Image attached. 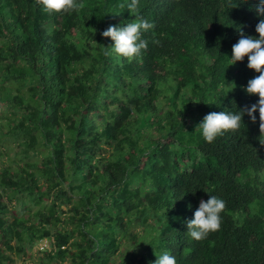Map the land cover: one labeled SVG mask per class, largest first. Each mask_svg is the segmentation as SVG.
I'll list each match as a JSON object with an SVG mask.
<instances>
[{
	"label": "trees",
	"instance_id": "16d2710c",
	"mask_svg": "<svg viewBox=\"0 0 264 264\" xmlns=\"http://www.w3.org/2000/svg\"><path fill=\"white\" fill-rule=\"evenodd\" d=\"M78 3L69 14L0 0V103L21 112L6 135L25 147L0 187L37 205L53 196L26 218L0 190V264L44 240L40 264H155L165 251L177 264H264L259 112L212 143L198 126L258 102L245 88L259 73L231 56L264 15L252 0ZM137 19L154 28L129 61L101 33ZM210 195L226 201L221 228L196 241L187 221Z\"/></svg>",
	"mask_w": 264,
	"mask_h": 264
},
{
	"label": "clouds",
	"instance_id": "9594fccd",
	"mask_svg": "<svg viewBox=\"0 0 264 264\" xmlns=\"http://www.w3.org/2000/svg\"><path fill=\"white\" fill-rule=\"evenodd\" d=\"M256 5L258 15H264V0H252ZM36 3L42 4L49 13L64 12L71 13L79 11L82 3L78 0H36ZM139 0H131L128 8L135 12ZM123 7V5H121ZM154 28V24L144 19H137L134 22L127 23L125 26H109L101 35L105 38H111L114 46L111 50L116 54L131 61L139 57L142 50L147 49V41L142 38V33L148 32ZM255 31L259 38L246 35L240 31V38L232 46L231 65L241 62L245 57L248 58L247 67L259 73L258 76L250 79L245 91L249 95H257L259 100L251 106H245L237 113L230 112H210L198 125L202 131L204 140L208 143L223 135L225 132H235L240 129L241 121L247 114L253 123L256 122L255 113L259 112V130L264 135V19H261L256 25ZM158 43V42H157ZM109 47H104L105 55H109ZM264 145V141H260ZM226 208V201L214 195H210L207 201L201 200L194 213V218L187 221L188 235L196 241L206 239L210 233L219 231L221 228V213ZM155 264H177L176 258L165 251L160 255Z\"/></svg>",
	"mask_w": 264,
	"mask_h": 264
},
{
	"label": "rangeland",
	"instance_id": "374dc122",
	"mask_svg": "<svg viewBox=\"0 0 264 264\" xmlns=\"http://www.w3.org/2000/svg\"><path fill=\"white\" fill-rule=\"evenodd\" d=\"M13 93L17 94L16 89H13ZM21 94L26 96V88H23ZM20 115L21 112L15 111L14 108H11L7 104L3 105L0 103V174L7 167H15L18 164H23L21 161V153L25 148L22 144L24 139L22 137L15 138L14 136L6 135L7 132L10 131L20 120ZM38 158L39 160H43L41 155H38ZM33 160H36V158ZM20 166L21 165H19V167ZM0 190L4 193L5 201H7V197L13 198L8 202L12 213L16 215L22 214L26 218L30 215H34L41 208V206H49L53 197L52 195L51 197L46 196L42 199L41 204L37 205L35 201H32L21 194H14L12 191L4 190L1 187ZM63 208V210L66 211V208ZM58 215L64 216L61 212H59ZM43 248H45V250H49L50 242L45 240L38 245H34L32 248L31 246H27L25 254H19L15 250L12 252L6 250L5 254L13 260V262H10L9 264H40V259L43 254L39 252L42 251Z\"/></svg>",
	"mask_w": 264,
	"mask_h": 264
},
{
	"label": "built area",
	"instance_id": "2783aa9c",
	"mask_svg": "<svg viewBox=\"0 0 264 264\" xmlns=\"http://www.w3.org/2000/svg\"><path fill=\"white\" fill-rule=\"evenodd\" d=\"M44 241H45V240H44ZM46 241H48V240H46ZM42 242H43V241H42ZM42 242H41V243H42ZM48 242H49V241H48ZM43 249H45V248H43ZM43 249H42V250H43ZM50 249H51V244H50ZM50 249H49V250H50Z\"/></svg>",
	"mask_w": 264,
	"mask_h": 264
}]
</instances>
